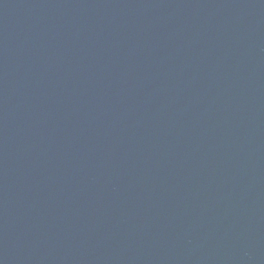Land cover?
<instances>
[{
  "label": "water",
  "instance_id": "water-1",
  "mask_svg": "<svg viewBox=\"0 0 264 264\" xmlns=\"http://www.w3.org/2000/svg\"><path fill=\"white\" fill-rule=\"evenodd\" d=\"M0 264H264V0H0Z\"/></svg>",
  "mask_w": 264,
  "mask_h": 264
}]
</instances>
